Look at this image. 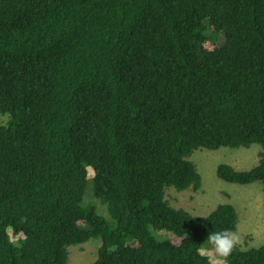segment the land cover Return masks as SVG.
I'll return each instance as SVG.
<instances>
[{"label": "trees", "instance_id": "trees-1", "mask_svg": "<svg viewBox=\"0 0 264 264\" xmlns=\"http://www.w3.org/2000/svg\"><path fill=\"white\" fill-rule=\"evenodd\" d=\"M0 114V264L90 239L87 264H264V245L198 251L231 204L167 195L200 189L195 151L251 145L215 174L264 192V0H0Z\"/></svg>", "mask_w": 264, "mask_h": 264}, {"label": "rangeland", "instance_id": "rangeland-1", "mask_svg": "<svg viewBox=\"0 0 264 264\" xmlns=\"http://www.w3.org/2000/svg\"><path fill=\"white\" fill-rule=\"evenodd\" d=\"M6 120L7 116L0 114V124H4ZM258 151V145L240 149L223 147L217 150L195 151L190 160L201 175V187L195 192L170 190L167 195L171 205L195 216H205L219 204H231L238 216L234 230L239 238L236 245L243 248L264 245V192L261 184L259 182L245 185L228 183L217 178L215 174L216 167L222 163L231 165L236 170L252 167L257 161ZM88 188L89 186L86 192ZM85 200L90 204L96 202L90 193L86 195ZM96 203L98 214L108 218L106 206L98 201ZM99 244V239H90L86 243L70 246L68 264H87L94 261Z\"/></svg>", "mask_w": 264, "mask_h": 264}, {"label": "clouds", "instance_id": "clouds-1", "mask_svg": "<svg viewBox=\"0 0 264 264\" xmlns=\"http://www.w3.org/2000/svg\"><path fill=\"white\" fill-rule=\"evenodd\" d=\"M238 239L236 233L229 229L209 232L206 236V246L198 251H213L219 258H227L238 243Z\"/></svg>", "mask_w": 264, "mask_h": 264}]
</instances>
